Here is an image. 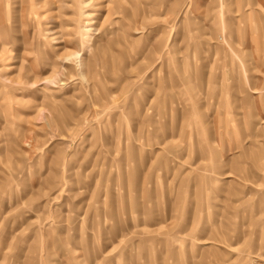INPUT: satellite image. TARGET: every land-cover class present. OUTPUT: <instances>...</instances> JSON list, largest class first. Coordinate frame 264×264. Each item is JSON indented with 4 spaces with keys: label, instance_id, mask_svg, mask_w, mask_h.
<instances>
[{
    "label": "rangeland",
    "instance_id": "1",
    "mask_svg": "<svg viewBox=\"0 0 264 264\" xmlns=\"http://www.w3.org/2000/svg\"><path fill=\"white\" fill-rule=\"evenodd\" d=\"M0 264H264V0H0Z\"/></svg>",
    "mask_w": 264,
    "mask_h": 264
}]
</instances>
